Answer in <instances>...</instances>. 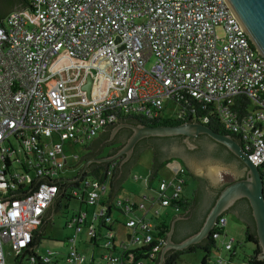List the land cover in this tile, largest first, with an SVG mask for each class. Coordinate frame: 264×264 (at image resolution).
Listing matches in <instances>:
<instances>
[{
    "label": "built area",
    "instance_id": "1",
    "mask_svg": "<svg viewBox=\"0 0 264 264\" xmlns=\"http://www.w3.org/2000/svg\"><path fill=\"white\" fill-rule=\"evenodd\" d=\"M25 1L0 23V198L29 193L41 177L62 180L66 143H87L122 115L166 118L169 102L178 105L174 118L196 113L188 121L207 125L217 114L259 168L264 194V57L226 0ZM170 183H160L158 198ZM172 185L177 200L182 187ZM98 187L88 190V203L98 205ZM57 192V184L40 182L28 195L0 200V264L6 245L16 254L32 241ZM84 220L85 212L70 225L80 230ZM225 223L222 217L216 226ZM127 225L134 244L155 238L151 222ZM213 237L225 249L234 242L219 232ZM83 260L71 250L67 264Z\"/></svg>",
    "mask_w": 264,
    "mask_h": 264
},
{
    "label": "trees",
    "instance_id": "2",
    "mask_svg": "<svg viewBox=\"0 0 264 264\" xmlns=\"http://www.w3.org/2000/svg\"><path fill=\"white\" fill-rule=\"evenodd\" d=\"M8 1L9 0H7L6 2L9 3ZM26 4L27 2L25 0H21V4H20L21 8L26 6ZM7 12L8 11H6V13ZM0 23L1 24L3 23L2 16H0ZM243 101H244V105L246 106L250 103V100L247 97H244ZM202 111L207 112V110H202ZM196 116H197L196 113H188L183 116L184 118L181 119L174 117H166L162 119L150 120V119H146L143 115H122L120 116L121 119L120 122L143 124L150 126L176 125V124L184 123L189 119L198 118ZM207 125L210 126L216 132L228 133L222 128L217 114L211 118V122L208 123ZM103 129H101L97 133V135L92 139L93 141L91 142V144L86 145V147L89 148L90 150L85 155V157L88 156L91 159H93V158H101V157H107L113 155L125 143V141L124 142L121 141L120 146L110 147V151L106 155H104L103 150H101L99 147L96 146V141L97 139H99V135ZM131 134H132V129L129 128L127 137H130ZM232 136L234 135L232 134ZM161 138L165 139L167 137L150 136V137H145L141 140L142 141L148 139L157 140ZM138 144H140V142ZM222 147L227 148L225 145H222ZM136 153L133 156H131V158L125 163L126 166L127 164H129L128 169L131 167L132 165L131 163L133 162L135 157L139 156V154ZM230 153H231V157L233 158L236 157L234 153L232 152ZM122 157L110 161H92L89 163L85 171H83L82 168L78 173V175L73 177L72 179H68V178L66 179L61 177L62 180L57 182L58 192L56 193V196L54 197L52 203L49 205L47 209V213L45 214L42 223L34 230L32 241L28 244V246L22 248L18 253L15 254L14 264H21L24 259H28L29 264H67V257L69 256L71 250H76L77 253L80 256H82V254L79 253L77 248H72V247H70L67 252H63L62 254L61 252L55 250L53 251V255L49 254V251H46L44 254H39L37 252V248L40 246V244L44 239L43 234L47 223L53 218L54 216L53 214L55 212L63 208L64 200L70 201L73 198H77L81 201L80 209L77 211V213L73 215V217L76 216L77 214L85 212L82 210V205L84 203L86 204L88 203L87 202L89 197L88 190L93 189L94 184H98L99 187L105 186L104 190L106 194L100 195L97 199L96 204H98L100 210H103V212L100 213V210L98 211L100 215H98L95 220L96 226L94 227L95 229H93L94 235H90V239L91 242H93L94 244H97L101 240L105 241L108 249L116 253L118 258L117 261H113L112 258L103 256L102 261L100 263L118 264L119 262L122 264H158L160 261L161 249L165 244V240L168 231L170 229V223L164 225L162 224V226L154 227L155 238L150 242H142L136 244L134 248H126L123 245L116 244L115 236L113 232L115 229V221L111 216L112 210H118L120 212L127 213L128 211L127 208L130 206L126 202L122 200L119 201L117 199L119 191L122 187V180L125 178V174L124 175L121 174L120 176L121 170L124 171L128 170L125 169L126 166L120 168ZM230 160L231 158H228L227 162H229ZM163 162L160 163L159 161H157L156 152L155 150H153V165L148 175V180L149 182H152V180L154 179L159 181V185L157 187L158 192H159L160 183L164 180L168 181L160 174V170L163 167L168 166L169 163H172L173 159L169 161L165 160ZM180 167L183 169V171L181 172L179 171L178 173H176L173 179L169 181L171 182L169 187L163 192L161 191V194H163V196H160L159 198L157 196H154V198L151 200L152 202L154 200H158L160 202L161 199H164V197L168 198L171 202L170 203L171 206L175 208L176 214L182 216L180 219L176 220L175 222L174 233L172 238L176 242L183 241L185 238L196 233L201 228L207 213L214 205L220 191L227 184L231 182L229 181L226 184L222 185L219 188L216 195L214 196L211 203L209 204V206L205 208L203 205L204 199L202 198L203 187L201 186L199 190H192L187 188L188 185L187 175L189 174V170L184 163H182ZM80 175L81 177L79 179L73 181ZM89 178H91L93 182L89 181L88 180ZM87 181L90 182L92 188H90V186L86 187L85 183ZM173 183L180 184L182 187V191L179 194L177 200H174L173 197L174 196L173 195L174 187L172 185ZM87 212L88 211H86L85 213ZM227 212L235 214L243 222L245 226V233L242 242L240 241L239 243H237L238 245L236 244V242H233L232 247L230 249H226L230 256L229 259H226V261L228 263L234 262L235 264H264V259L258 258V254L260 253L261 249L258 244L255 220L248 199L241 198L237 200L234 203V205L228 211L221 214L218 219H221L222 217H226L225 214ZM73 217L71 218V220H69L68 222L69 224L72 222ZM175 217L176 215L173 216L172 219H174ZM214 232H219L221 234H224V228L220 227L219 225L215 226L214 228H212L210 235L207 238L203 239L199 243L192 244L185 249L168 250L166 252L163 264H177L178 261L182 259L184 254L193 253L196 250H202L204 252L202 264H207V260L209 259L212 251H214V249L220 251L222 248V246L218 245V240L213 237ZM244 244H251L252 251L251 252L243 251L242 253H239L238 247H243ZM235 259H238L239 262H236ZM62 260H64V262H62ZM187 264H192V263H187Z\"/></svg>",
    "mask_w": 264,
    "mask_h": 264
},
{
    "label": "water",
    "instance_id": "3",
    "mask_svg": "<svg viewBox=\"0 0 264 264\" xmlns=\"http://www.w3.org/2000/svg\"><path fill=\"white\" fill-rule=\"evenodd\" d=\"M226 2L230 10L234 14V16L240 23L241 27L243 28L244 33L248 35V38L250 39L251 43L254 45L257 52L264 57V0H226ZM0 5H2L0 16L3 17L5 16V14L8 13V12L6 13V11L10 9V6L9 3H7L6 1H2ZM26 6L28 5L26 4ZM24 7L14 10L17 11L22 10L24 9ZM91 85H92V77L89 75L88 81L84 85V89L88 93H90L91 91ZM108 126H113L111 132L112 136L116 133V131H118L123 127H128L132 129V134L115 154L107 157L93 158L89 160L84 165L83 171H85L89 163L92 161H110L113 159H118L123 156V160L120 163V168H121L122 163L124 161L129 160L133 155V151L136 144L145 137L185 135L186 136L185 141L189 143L190 137L197 136L200 133L207 134L215 141L225 145L232 153H234L240 160H242L247 167V176L244 179H238L232 181L220 191L214 205L207 213L201 228L196 233L190 235L181 242H176L172 238L174 233L175 222L176 220L180 219L182 216L176 215L174 219H171L169 221L170 229L168 231L165 244L161 249L160 261L158 264H163L166 252L168 250L170 249L182 250L192 244L199 243L203 239L207 238L210 235L212 228H214L217 225L219 216L225 213L226 211H228L234 205V203L241 198H247L252 208V214L255 220L256 233L258 237V244L261 249L260 253L258 254V258L264 259V194H263L262 176L259 168L253 163V161L248 157L247 153L244 151L242 145L240 144L239 139L234 138L229 133L216 132L210 126L193 120L176 125H158V126L132 124V123L120 122L119 120ZM145 149H151L153 154V149L149 147L141 149L139 153ZM82 158L77 162V164L82 161ZM151 162L153 165V156ZM192 169L197 174H201L202 176L207 177L211 182H213V184L226 182L230 180L231 177L239 173V169L237 165L235 164L226 165L225 162L214 160L211 158V156L202 161L193 162ZM128 170L125 171L121 170L120 176L121 174L122 175L125 174V178H126L128 174ZM80 177L81 175L76 179H74L73 181H76ZM40 182H45L49 185H55L57 184L58 181L54 183H50L46 178L41 177L38 180H36L32 190ZM31 191L29 193H31ZM29 193H19V194L11 195L7 198H0V200L8 201L17 197L28 195ZM46 213L47 210L44 213L43 219ZM226 214L233 215L239 222L243 223L235 214L230 212H227Z\"/></svg>",
    "mask_w": 264,
    "mask_h": 264
},
{
    "label": "rangeland",
    "instance_id": "4",
    "mask_svg": "<svg viewBox=\"0 0 264 264\" xmlns=\"http://www.w3.org/2000/svg\"><path fill=\"white\" fill-rule=\"evenodd\" d=\"M5 16H3L2 18H4ZM217 35L219 38L224 37V30L222 26H219L217 28ZM153 61L154 60L152 59L147 63L148 68L152 66ZM168 107L170 109L166 111V117H175L174 112L178 109V105L173 102H169ZM92 141L93 140L87 143L85 142L81 144H76L74 147H71L69 143L65 145L66 151L69 155V161H68L67 166L63 170H61V172L59 173L58 178L62 177L66 179L67 178L72 179L73 177L77 176V174L80 172V170L84 166L83 161L79 162L78 164L77 162L89 152L90 149H86L87 148L86 145L91 144ZM110 146L111 145H106L104 147L103 149L104 155H106L109 152ZM76 155L78 156L76 157ZM152 156L153 154H152L151 149H145L139 153V156L136 157V159L131 165V176L128 177L126 180H124L122 184V188L119 191V194L117 196L118 200L120 199L129 200L131 199V196H133L134 194H138L139 196L138 202L139 201L141 202V200L149 202L147 201V199L144 198V196L146 194H149L150 197H152V192H150V190L147 189L145 179L147 175L150 173L151 168H152V162H151ZM160 174L166 180L171 181L173 179L174 171L170 169L168 166H165L160 170ZM32 175L33 176L35 175V171H32ZM88 180L93 182L91 178H89ZM187 180L189 179L187 178ZM157 185H159V181H157ZM195 185H197V183H195L192 180L189 187L194 188ZM134 188H137V189L141 188V189L139 190V193H135ZM96 191L98 193L104 194L103 187L96 188ZM154 195L158 197L159 193L155 191ZM134 196L136 197V195ZM153 204H154V208L152 212L150 213V215L152 216H149V218H151V220L154 223H157L159 212L165 218L169 212V217L167 218L168 223H169V221L172 219V217L176 213L175 208L171 206V204H169L168 206H163L158 200H154ZM149 205L151 206V204ZM80 206H81V201L77 198H73L70 201H67V200L63 201V208L53 214L54 215L53 218L47 223L45 227V231L43 234L44 239L42 243L40 244V246L37 248V252L39 254H44L46 251L60 250V251L67 252L69 250V248L67 247L68 245L66 244V241H67L66 237L70 236L71 238H73L74 236L73 234L75 233L76 229L73 227L71 228L68 225L69 224L68 222L69 220H71L73 215L77 213V211L80 209ZM98 207H99L98 205H94L92 203H87V204L84 203L82 205V210L83 211L88 210V214L89 216H91L93 214V210H95ZM145 212L146 210L145 209L143 210L142 207L136 208L134 211L130 213H124L118 210H113L114 217L115 215H119L124 219V220L119 221V223H115V229L113 232H114L115 241L117 245H122V242L124 241L129 242L128 235L130 234V228L125 222V219H127L129 216H134L136 214L143 216ZM225 216L227 219V223L224 225V229L227 234L225 238H234L235 239L234 242H236V244L239 243L240 241L242 242L244 239V233H245L244 224L239 222L231 214H225ZM89 232H90L89 228H83L82 233H81V235H83V240H82L83 242L78 243V248L81 252L86 254L87 256L86 264L92 259V254L94 253V249H96L97 252H96V257H95V264H99L102 261L101 253L103 251H108V250L105 249L103 245L104 242L102 240L100 241V246L95 248L94 243L91 242ZM223 238L224 237H222V239ZM76 239L77 241L79 240L78 238ZM218 245L222 246L221 250L217 251L214 249V251H212V253L210 254L209 259L207 260V264H219L217 262V257L219 254L222 255L225 261L226 259H229L230 257L229 253L225 248L223 249L224 246L221 244L220 241H218ZM133 246H136V245L134 244ZM243 251L251 252L252 251L251 244H244L243 247H238L239 253H242ZM203 256H204V252L202 250H196L193 253L184 254L182 259L179 260L177 264H187V263L202 264ZM5 260H6V264H14L15 252L11 250L10 245L5 246ZM235 261L239 262L238 259H235ZM62 262H64V260H62ZM21 264H29L28 259H24ZM224 264H232V263H228L226 261L224 262Z\"/></svg>",
    "mask_w": 264,
    "mask_h": 264
},
{
    "label": "flooded vegetation",
    "instance_id": "5",
    "mask_svg": "<svg viewBox=\"0 0 264 264\" xmlns=\"http://www.w3.org/2000/svg\"><path fill=\"white\" fill-rule=\"evenodd\" d=\"M7 1V0H3ZM10 3V9H8V12L14 9H20L21 8V0H9ZM2 3V0L0 1ZM1 6L0 5V12H1ZM112 129L113 126H107L105 127L100 135L99 139L96 141V146L99 147L101 150L104 149L106 145H111L110 147H117L120 146L121 141H126L129 137L128 130L129 128L123 127L116 131V133L112 136ZM165 139H155V140H140V144H136L133 155L139 154V151L143 148L150 147L156 152V158L157 161L162 163L163 161H169L173 159L172 163H169L168 166L174 164V167L180 166L182 163H184L189 170V174L187 175L188 185L190 186L191 181L193 180L197 185L195 187L191 188L192 190H199V188L202 186L203 189V205L205 208L209 206L211 201L213 200L214 196L218 192L219 188L226 184L229 181H235L238 179H244L247 176V167L244 164L242 160H240L237 156L231 157V151L228 148H223L221 143L215 141L213 138H211L209 135L200 133L197 136L190 137L189 143L185 141L186 136L185 135H173V136H166ZM98 148V149H99ZM138 149V150H137ZM116 152V151H115ZM132 155V156H133ZM214 160L225 162L226 165H237L239 169V173L233 177H231L230 180L219 183V184H213L207 177L202 176L201 174H197L192 169V163L202 161L208 157H210ZM231 158L229 162H227V159ZM90 157H83L82 161L84 165L90 160ZM123 160V157H122ZM128 161V160H127ZM127 161H124L122 163L121 167H125V163ZM164 163V162H163ZM129 164H127L125 169H128ZM221 180V179H220Z\"/></svg>",
    "mask_w": 264,
    "mask_h": 264
},
{
    "label": "crops",
    "instance_id": "6",
    "mask_svg": "<svg viewBox=\"0 0 264 264\" xmlns=\"http://www.w3.org/2000/svg\"><path fill=\"white\" fill-rule=\"evenodd\" d=\"M67 144V143H66ZM65 144V145H66ZM71 145V144H70ZM71 147H73V145H71ZM170 169H172L173 171H174V175H173V177L175 176V173H176V168L177 167H174V164H172V165H170V166H168ZM149 175V174H148ZM148 175H147V177H146V179H145V183H146V187H147V189H149L150 190V192H152V197H150V195L149 194H146L145 196H144V198L145 199H147V201H149V202H146V201H143V200H141V202L139 201L138 202V199H139V196H138V194H134V195H136V197L133 195V196H131V195H129V196H131V199H129V200H123V199H120V200H122V201H124V202H126L127 204H129L130 205V210L129 211H127V213H130V212H132V211H134L136 208H141L142 207V209L144 210H146V212L144 213V215L142 216H140L139 214H136V215H134V216H129L127 219H125V222L127 223L129 220H131V219H137V218H140V219H144L145 221H148V222H151L153 225H154V227H158V226H162V224L164 225V224H168V217H169V212H168V215L166 216V218L165 217H163L161 214H160V212L158 213V215H159V217L157 218V223H154L152 220H151V218H149V216H152V215H150V213L152 212V210H153V208H154V204H153V202L151 201L153 198H154V196H156V195H154V192L155 191H157V187H158V185H157V180H152V182H150L149 183V181H148ZM131 176V167L129 168V170H128V174H127V176H126V178L124 179V180H126L128 177H130ZM124 180L122 181V184H123V182H124ZM138 184H140V183H138ZM142 187V186H141ZM122 188V187H121ZM187 188H189L190 189V187H189V185H187ZM141 188H134V192L135 193H139V190H140ZM121 190V189H120ZM104 192V194H102V195H105L106 194V192H105V190L103 191ZM154 195V196H153ZM132 198H134V199H132ZM119 200V201H120ZM149 204H151V206L149 205ZM168 206V205H167ZM96 211H99L100 210V208L98 207V208H96L95 209ZM95 210H93V214L91 215V216H89V214H88V212L87 213H85V220L82 222V224H81V229L80 230H78L77 228H76V226L74 225V224H72V225H70V224H68L71 228L73 227V228H75L76 229V231H75V233L73 234L74 236H73V238H71L70 236L69 237H66V244L68 245L67 247L68 248H70V247H72V248H77L78 249V251H79V253L80 254H82V256L84 257V260H83V264H86V261H87V256H86V254H84L83 252H81L80 250H79V248H78V243L79 242H83L82 240H83V235H81V233H82V230H83V228H89V231H90V228H91V226H93V227H95L96 226V219L94 218V211ZM86 211H88V210H86ZM85 211V212H86ZM159 211V210H158ZM175 215H177L176 213H175ZM174 215V216H175ZM111 216H112V218H114L115 220V223H119V221H121V220H124L121 216H119V215H115V217H114V215H113V210H112V213H111ZM226 223H227V219H226ZM225 223V224H226ZM129 227V226H128ZM130 228V227H129ZM131 233H132V229L130 228V234L128 235V239H129V242H122V245L124 246V247H126V248H134L135 246H133L134 245V243H133V241H132V238H131ZM80 234V235H79ZM227 234H226V232H225V229H224V234H223V236H226ZM76 238H78L79 240L77 241V239ZM104 242V247H105V249L106 250H108V251H103L102 253H101V256L103 257H108V258H110V257H116L117 256V254L116 253H114V252H112V251H110L109 249H108V247L106 246V242L105 241H103ZM136 245V244H135ZM94 246H95V248H97V247H99L100 246V242H98L97 244H94ZM57 251H59V252H61V254H62V252H64V251H60V250H57ZM96 249H94V253L92 254V259L87 263V264H95V257H96ZM220 257H222V255H218V257H217V262L218 263H220L219 262V260H220ZM223 258V257H222Z\"/></svg>",
    "mask_w": 264,
    "mask_h": 264
},
{
    "label": "clouds",
    "instance_id": "7",
    "mask_svg": "<svg viewBox=\"0 0 264 264\" xmlns=\"http://www.w3.org/2000/svg\"><path fill=\"white\" fill-rule=\"evenodd\" d=\"M226 218V217H225Z\"/></svg>",
    "mask_w": 264,
    "mask_h": 264
}]
</instances>
